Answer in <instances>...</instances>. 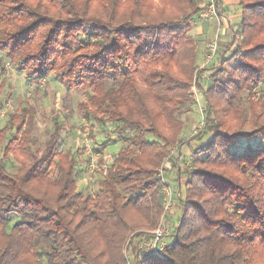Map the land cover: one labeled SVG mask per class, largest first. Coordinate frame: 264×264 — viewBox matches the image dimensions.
Returning a JSON list of instances; mask_svg holds the SVG:
<instances>
[{
  "label": "trees",
  "instance_id": "obj_1",
  "mask_svg": "<svg viewBox=\"0 0 264 264\" xmlns=\"http://www.w3.org/2000/svg\"><path fill=\"white\" fill-rule=\"evenodd\" d=\"M237 2L242 50L204 88L189 34L206 8L199 0H0V66L33 83L54 72L87 95L78 104L85 121L126 143L95 193L82 194L73 152L56 150L57 128L35 149L33 115L9 114L0 146L17 168L0 158V264H128L125 245L162 213L157 169L182 129L195 73L204 97L218 99L206 107L213 135L187 172L164 258L132 251V264H264V0ZM250 90L260 95L245 119L236 98Z\"/></svg>",
  "mask_w": 264,
  "mask_h": 264
},
{
  "label": "rangeland",
  "instance_id": "obj_2",
  "mask_svg": "<svg viewBox=\"0 0 264 264\" xmlns=\"http://www.w3.org/2000/svg\"><path fill=\"white\" fill-rule=\"evenodd\" d=\"M202 1L206 5V8L202 10L204 11L208 7V1ZM214 3L216 14L219 16L217 0ZM229 10L228 16L231 22L220 20V27H224L225 33H227L228 28L230 32L226 34L228 39L223 42L220 50L217 46L220 47L222 37L216 35L218 23L214 16L209 15L201 19L198 18V14L189 22L192 26L194 21L199 20L196 21L193 28L194 26L203 28L201 34H196L193 29L189 31V34L194 36L197 41L199 65L197 70L200 72V74L198 73V76L201 77L200 80H204L201 81L204 88L211 75L216 74V72L219 74L227 73L233 65L236 51L239 49L241 52L242 50L239 48L241 39L236 33L241 19L238 15L240 8L234 4L229 7ZM232 31H234L233 41ZM216 41L217 46H215ZM214 47L215 50L212 53ZM227 48L228 50L224 51ZM222 76L220 75L219 78L223 80ZM199 77H197V73L194 74L193 83L190 86L192 103L183 106V112L180 116L182 129L176 138V143L170 149L169 157L164 165L157 169L158 176L164 184L161 190L163 196L165 192L166 201L165 205L163 204L158 224L151 230L143 229L140 230V233L135 232L134 236L132 234L133 237L130 238L124 249V254L128 257V264H132L133 261L130 256L132 251H137L139 256L151 255L163 259L162 252L176 233V224L181 212L180 202L185 197L184 187L187 172L193 170L192 160L199 159L203 145L213 135L210 128L214 114L211 111L209 119H207L206 107L218 104L217 98H210L209 101L198 89L196 83ZM261 90H264V84H262ZM259 95L260 93L256 90H250V92L245 91L242 98H236V103H239L244 109L245 119L249 114L248 100L255 101ZM86 99L87 95L84 92L63 86L55 78L54 72H50L45 80L33 83L26 81L24 72L18 70L14 64L1 63L0 128L6 124L9 114H19L22 108L28 109L33 115L31 131L33 147L39 150L44 148L45 142L57 128L56 150L63 154H67L69 151L73 152L76 160L75 184L78 191L82 194H93L98 189V183L105 175L112 158L126 143L109 132L110 127H100L96 122H88L81 117L78 104ZM219 105L223 107L224 103H219ZM252 128L248 125L242 127L244 131H250ZM218 132L228 135L223 127L219 128ZM4 145L5 142L0 146V158L5 160L8 170L13 172L17 168V161L11 154L4 155ZM90 164L94 165L92 171L89 170ZM167 203L169 206H166ZM158 228L162 231L157 244L161 249L154 253L146 244L154 241V231Z\"/></svg>",
  "mask_w": 264,
  "mask_h": 264
},
{
  "label": "crops",
  "instance_id": "obj_3",
  "mask_svg": "<svg viewBox=\"0 0 264 264\" xmlns=\"http://www.w3.org/2000/svg\"><path fill=\"white\" fill-rule=\"evenodd\" d=\"M205 2H203L202 0H201V2H200V4H202V5H205L204 4ZM234 4H237L238 5V2H237V0H217V7H218V13H219V16L217 17V18H215L216 19V21H217V23H218V28H217V32H216V35L218 34V37L219 36H221L222 37V39H221V44H220V47L219 46H217L218 44H217V41H216V46H217V48L220 50V48L222 47V45H223V42L224 41H226L227 39H228V37H227V33L229 34L230 32H229V28H228V31H227V33H225V29H224V27L223 28H221L220 26H221V21L220 20H223V22H231L230 21V17L228 16L229 15V7L230 6H232V5H234ZM239 6V5H238ZM238 15H240L239 13H238ZM236 16V15H235ZM228 19V20H227ZM196 21H199V20H196ZM196 21H194V23H192V26H191V28H190V30H192L193 29V31L196 33V34H201V32H202V27H199V26H194V28H193V25L196 23ZM233 32L234 31H232V35H233ZM191 35V34H190ZM194 37V36H193ZM215 38H217V37H215ZM209 45V44H208ZM208 45H207V47H208Z\"/></svg>",
  "mask_w": 264,
  "mask_h": 264
},
{
  "label": "built area",
  "instance_id": "obj_4",
  "mask_svg": "<svg viewBox=\"0 0 264 264\" xmlns=\"http://www.w3.org/2000/svg\"><path fill=\"white\" fill-rule=\"evenodd\" d=\"M207 1H208L207 9L202 11V12H200L199 15H198V18L200 17L202 19V18H205V17H207L209 15L210 16H214L215 18H217L218 16L216 14V8H215V3H214L215 0H207ZM214 50H215V47H214V49H212V53H214ZM93 168H94V165L90 164L89 170L92 171ZM165 202L166 201H165V192H164V205H165ZM168 203L166 204V206H169ZM154 232H155V234L153 235V240L154 241H151L150 243H148L146 245L150 248L151 252L157 253L161 249L157 244H158V241L160 239L162 231H161L160 228H158Z\"/></svg>",
  "mask_w": 264,
  "mask_h": 264
}]
</instances>
